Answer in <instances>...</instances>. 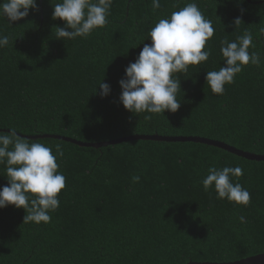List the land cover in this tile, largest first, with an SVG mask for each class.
I'll return each instance as SVG.
<instances>
[{
    "label": "trees",
    "instance_id": "1",
    "mask_svg": "<svg viewBox=\"0 0 264 264\" xmlns=\"http://www.w3.org/2000/svg\"><path fill=\"white\" fill-rule=\"evenodd\" d=\"M252 1L195 0L215 28L206 44L211 55L175 74L180 107L163 115L126 110L118 82L151 43L148 33L158 20L192 0H160L155 10L151 0H113L109 22L73 40L55 38L56 26L65 24L52 18L61 0H36L37 9L12 24L0 18V34L9 37L0 48V131L15 126L16 134L49 145L54 154L59 144L58 170L66 177L49 223L23 222V208H0V264L229 262L264 252V161L191 141L91 147L33 137L104 142L133 134L202 136L264 154V64L244 66L223 95L205 80L206 72L224 64L220 41L245 30L253 34L249 52L264 61V0ZM237 17L242 21L235 27ZM99 82L110 85L108 95H99ZM211 166L243 169L231 180L249 191L247 206L218 199L214 187L204 190ZM7 184L6 164H0V186Z\"/></svg>",
    "mask_w": 264,
    "mask_h": 264
},
{
    "label": "clouds",
    "instance_id": "2",
    "mask_svg": "<svg viewBox=\"0 0 264 264\" xmlns=\"http://www.w3.org/2000/svg\"><path fill=\"white\" fill-rule=\"evenodd\" d=\"M112 4L113 0H61L54 4L52 18L65 22L64 27L56 26L55 38H86L95 29L103 28L109 22ZM151 7L159 9L160 0H151ZM30 9H37L36 0H0V18L10 24L28 16ZM241 21L239 17L235 18V27ZM214 32L212 22L203 15L195 0L169 17L159 19L149 30L151 43L144 44L135 62L127 65L124 78L118 82L123 107L136 115L144 112L163 115L165 110L176 112L180 107L181 98L177 99V93L181 86L175 74L184 73L189 65H199L209 59L211 51L206 49V44ZM260 32L264 33V28ZM8 44L9 37L0 34V48ZM252 47L253 34L248 30L233 41L227 38L220 41L224 64L218 71L206 72L205 76L214 94L223 95L224 86L233 83L236 74L249 63L257 67L264 64L260 53L249 52ZM98 85L99 95L103 97L110 93L108 83L99 82ZM8 129L7 132L0 131V164H6L8 180L6 186H0V208L7 205L23 208L28 213L23 222L49 223V213L60 206L58 195L66 186V177L58 170L57 162L58 157L63 156V150L57 144L54 154L49 145L38 141L30 143L16 134L15 126ZM241 175L243 169L239 166L222 169L211 166L202 180L203 188L207 191L214 187L218 199L226 198L247 206L251 200L249 191L231 180V177ZM132 180L139 182L140 177L133 176ZM238 218L244 222L242 216Z\"/></svg>",
    "mask_w": 264,
    "mask_h": 264
},
{
    "label": "water",
    "instance_id": "3",
    "mask_svg": "<svg viewBox=\"0 0 264 264\" xmlns=\"http://www.w3.org/2000/svg\"><path fill=\"white\" fill-rule=\"evenodd\" d=\"M248 2H253L252 0H246ZM33 137H51L56 139H63L65 141H69L81 146H91V147H99L105 146L108 144H114L117 142L128 141V140H137V139H150V140H159V141H191V142H199L204 143L207 145H212L217 148H221L229 153L237 155L239 157L248 159V160H257V161H264V154H257L253 152H249L240 148H237L233 145L225 143L224 141L210 139L202 136H169V135H159V134H133L126 137H121L114 140L104 141V142H85L81 140H77L68 136L58 135V134H43L37 135ZM183 264H264V252L255 254L249 257L241 258L234 261L229 262H196V261H189Z\"/></svg>",
    "mask_w": 264,
    "mask_h": 264
}]
</instances>
